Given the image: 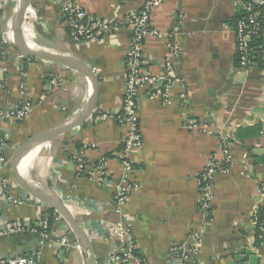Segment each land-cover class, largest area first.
Masks as SVG:
<instances>
[{
    "label": "crops",
    "instance_id": "crops-1",
    "mask_svg": "<svg viewBox=\"0 0 264 264\" xmlns=\"http://www.w3.org/2000/svg\"><path fill=\"white\" fill-rule=\"evenodd\" d=\"M6 1L1 13L4 29L13 21L17 6V0ZM76 1L88 16L107 18L118 29L97 40L76 43L65 23L62 0H31L26 17L32 27L30 36L45 48L69 52L91 65L99 78L93 114L115 113L122 106L124 55L131 45V32L124 21L146 0ZM241 1L164 0L153 12L151 28L164 36L150 34L147 38L145 68L160 74L171 56L172 43L178 47L173 61L182 81L173 87L169 104L148 97L147 89L140 94L143 145L131 157L134 189L126 212L132 217V233L145 264H171L172 243L189 236L197 239L195 264H264V243L254 240L251 225L264 195V68L236 64V34L228 19L240 14ZM7 50L9 60L0 61V108L25 100L22 82L33 93L36 105L26 119L3 123V152L10 163L5 171L0 169V176L6 174L14 197L33 199L17 205L0 198V232L18 219L35 222L50 208L15 180L14 152L32 135L80 117L92 89L83 73L40 59L29 61L23 75L25 60L16 57L13 43ZM52 74L62 81L50 88L47 79ZM92 117L40 143L42 149L27 176L54 189L70 204L93 240L97 264H105L117 242L106 240L103 222L115 217L113 191L122 174L120 151L126 126L113 118L93 121ZM189 118L207 122L211 131L186 128ZM219 136L225 139L232 159L227 171L215 176L213 217L206 224L198 206V174L213 153L222 156ZM83 146H88V162L106 159L110 184L78 176L74 156ZM19 168L25 174L23 158ZM64 236L67 244H62ZM24 254L38 255L42 264H86L81 244L64 219L54 223L45 243L27 231L0 235V258Z\"/></svg>",
    "mask_w": 264,
    "mask_h": 264
},
{
    "label": "built area",
    "instance_id": "built-area-1",
    "mask_svg": "<svg viewBox=\"0 0 264 264\" xmlns=\"http://www.w3.org/2000/svg\"><path fill=\"white\" fill-rule=\"evenodd\" d=\"M6 0H0V61H8L10 53L7 45L13 43L12 22L4 29L1 24L2 10ZM164 0H146L144 5L130 13L124 24L131 32V45L125 51V83L123 91L122 106L115 113L100 112L92 115L93 121H106L111 118L126 126V135L122 141L120 181L115 185L113 198L115 203L114 218L111 221L103 222L104 235L107 241L116 242L112 245L105 264H145L144 256L139 254L137 241L132 233V217L126 212L130 193L134 189L131 179L135 171L132 162V155L143 145V138L140 132L139 100L143 89H147L148 97L159 98L165 104L171 102L173 87L182 81L176 73L173 56H178V47L170 43L171 56L164 61V70L157 75L150 73L145 68L146 58L144 46L150 34L164 36L158 30L151 28V20L154 10ZM240 17L233 28L236 34V50L240 67L251 68L255 65L252 61L253 41L261 33L264 26V0H243L240 3ZM16 10V9H15ZM62 13L65 23L69 29L71 39L76 43L90 42L99 39L104 34L117 30L118 26L107 18L88 16L86 9L76 0H62ZM25 31L30 34L32 27L24 23ZM264 54V51H263ZM16 57L23 61L26 56L17 52ZM31 59L27 60L28 62ZM22 74L26 75L25 61L22 63ZM263 80H264V69ZM62 79L59 75L52 74L48 77V87L57 86ZM1 83V81H0ZM21 93L25 100L21 103H8L0 108V169L5 171L9 166V159L3 152L5 136L2 134L3 123L9 120L22 121L33 111L36 102L33 100V93L26 88V83L21 84ZM207 122L196 118H189L186 128L192 131H211ZM219 149L222 156L218 158L213 153L205 168L198 174L200 195L198 206L205 216L206 224L212 221L213 201L215 197V176L222 171H227L231 163V155L223 136H219ZM88 146H83L81 151L74 156L78 176L87 175L96 178L100 184H110V176L106 169V159L102 158L96 163L88 162L86 151ZM0 198L17 205L32 200V196L16 198L10 192V182L6 174L0 176ZM264 204V195L263 201ZM70 204H68V207ZM70 208V207H69ZM56 222L64 218L56 211ZM254 240L264 243V212L262 214L254 211L251 218ZM30 232L40 237L41 242H47L52 233L50 220L44 210L35 222L29 220H16L9 227L0 232V235L10 232ZM67 236L62 239V244H67ZM197 239L189 236L181 243H172L170 259L171 264H195L194 253L196 252ZM0 264H42L40 257L35 254H24L0 258Z\"/></svg>",
    "mask_w": 264,
    "mask_h": 264
},
{
    "label": "water",
    "instance_id": "water-1",
    "mask_svg": "<svg viewBox=\"0 0 264 264\" xmlns=\"http://www.w3.org/2000/svg\"><path fill=\"white\" fill-rule=\"evenodd\" d=\"M30 3L31 0H17L15 15L12 21V29L13 44L18 52L26 57H34L36 59L62 64L75 69L83 73L89 79L92 89L80 117L69 119L65 123L40 131L32 135L16 149L11 158L12 173L15 180L27 192L41 199L48 207L56 210L64 220L68 222L86 255V264H97L94 243L90 234L78 221L75 214L68 207L62 197H60L54 189L45 187L39 181L30 179L27 175H24L19 168L22 158L40 143L50 141L58 135L73 129L88 120L93 115L97 103L99 88V78L91 65L69 52L55 51L45 48L37 43L34 38L25 31L23 26L26 22ZM31 41L32 45L30 44Z\"/></svg>",
    "mask_w": 264,
    "mask_h": 264
},
{
    "label": "trees",
    "instance_id": "trees-1",
    "mask_svg": "<svg viewBox=\"0 0 264 264\" xmlns=\"http://www.w3.org/2000/svg\"><path fill=\"white\" fill-rule=\"evenodd\" d=\"M240 16L241 15L238 13V15H235V16L229 18L228 24L230 26L235 27L237 20ZM252 46H253V51H252V55H251L252 61L255 63V65L257 67H259L260 69H263L264 68V54H263V51H264V26L261 29L260 35L258 37L254 38ZM236 57H237V55H236ZM28 59L36 60V58H34V57H25V59H24L25 65L27 64ZM236 64L239 65L238 58H236ZM25 69H27V66ZM263 212H264V204H261L256 208V213H258L260 215ZM55 213H56V211L52 208L46 209V215L48 216V218L50 220V225L52 227H53L54 223L56 222ZM139 254L142 255L141 252H139Z\"/></svg>",
    "mask_w": 264,
    "mask_h": 264
},
{
    "label": "bare ground",
    "instance_id": "bare-ground-1",
    "mask_svg": "<svg viewBox=\"0 0 264 264\" xmlns=\"http://www.w3.org/2000/svg\"><path fill=\"white\" fill-rule=\"evenodd\" d=\"M30 44L32 45V41L30 42ZM39 149L41 150V146H37L35 147L31 152H29L28 154H26L23 157V168H24V175H29V171H30V167L32 166L33 160L36 156V154L38 153Z\"/></svg>",
    "mask_w": 264,
    "mask_h": 264
}]
</instances>
